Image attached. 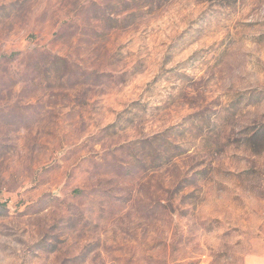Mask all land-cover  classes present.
I'll use <instances>...</instances> for the list:
<instances>
[{
	"label": "rangeland",
	"instance_id": "374dc122",
	"mask_svg": "<svg viewBox=\"0 0 264 264\" xmlns=\"http://www.w3.org/2000/svg\"><path fill=\"white\" fill-rule=\"evenodd\" d=\"M0 264H264V0H0Z\"/></svg>",
	"mask_w": 264,
	"mask_h": 264
},
{
	"label": "trees",
	"instance_id": "16d2710c",
	"mask_svg": "<svg viewBox=\"0 0 264 264\" xmlns=\"http://www.w3.org/2000/svg\"><path fill=\"white\" fill-rule=\"evenodd\" d=\"M1 204V203H0Z\"/></svg>",
	"mask_w": 264,
	"mask_h": 264
}]
</instances>
